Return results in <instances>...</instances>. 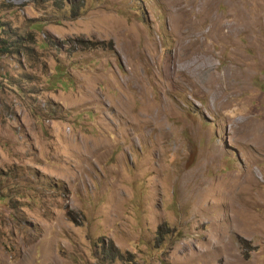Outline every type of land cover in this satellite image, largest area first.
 I'll return each instance as SVG.
<instances>
[{"label":"rangeland","instance_id":"rangeland-1","mask_svg":"<svg viewBox=\"0 0 264 264\" xmlns=\"http://www.w3.org/2000/svg\"><path fill=\"white\" fill-rule=\"evenodd\" d=\"M0 40V264H264V0H0Z\"/></svg>","mask_w":264,"mask_h":264},{"label":"trees","instance_id":"trees-1","mask_svg":"<svg viewBox=\"0 0 264 264\" xmlns=\"http://www.w3.org/2000/svg\"><path fill=\"white\" fill-rule=\"evenodd\" d=\"M75 10H77L76 7H75ZM85 45H87V44H85ZM8 47H9V46H8V43H7V42H5V41H3V40H0V54H2V53H6ZM95 47H97L96 44H91V43H89V48H90V49H91V48H95ZM158 230H159V231H157V234H158V236H161V235H160L161 227H159ZM241 245H244V242H243ZM110 247H111V246L109 245V249H107V252H106V254H105V257H110V256H111Z\"/></svg>","mask_w":264,"mask_h":264}]
</instances>
